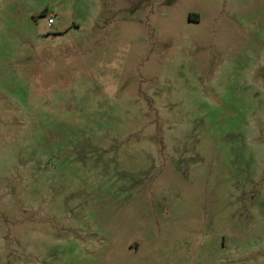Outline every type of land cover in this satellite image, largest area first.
Instances as JSON below:
<instances>
[{
	"label": "rangeland",
	"instance_id": "rangeland-1",
	"mask_svg": "<svg viewBox=\"0 0 264 264\" xmlns=\"http://www.w3.org/2000/svg\"><path fill=\"white\" fill-rule=\"evenodd\" d=\"M0 264H264V0H0Z\"/></svg>",
	"mask_w": 264,
	"mask_h": 264
},
{
	"label": "built area",
	"instance_id": "built-area-1",
	"mask_svg": "<svg viewBox=\"0 0 264 264\" xmlns=\"http://www.w3.org/2000/svg\"><path fill=\"white\" fill-rule=\"evenodd\" d=\"M55 16L48 18V24H52L54 22Z\"/></svg>",
	"mask_w": 264,
	"mask_h": 264
}]
</instances>
